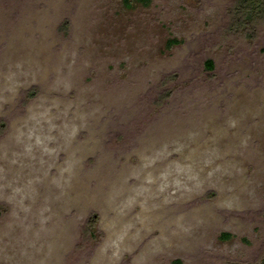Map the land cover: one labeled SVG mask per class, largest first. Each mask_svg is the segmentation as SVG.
<instances>
[{
    "label": "rangeland",
    "instance_id": "1",
    "mask_svg": "<svg viewBox=\"0 0 264 264\" xmlns=\"http://www.w3.org/2000/svg\"><path fill=\"white\" fill-rule=\"evenodd\" d=\"M245 1L0 0V264H263Z\"/></svg>",
    "mask_w": 264,
    "mask_h": 264
},
{
    "label": "trees",
    "instance_id": "2",
    "mask_svg": "<svg viewBox=\"0 0 264 264\" xmlns=\"http://www.w3.org/2000/svg\"><path fill=\"white\" fill-rule=\"evenodd\" d=\"M123 1H124V3L126 5H130L131 3H134V2H136V3H142V4H148L150 0H123ZM240 5L241 6L238 8V11L237 12L240 13L241 12V8L244 5L245 6L247 5L246 8L248 9V11L245 12L244 18H242L241 16L238 17L237 14H239V13L234 12L233 11L234 9H233L232 12H231V21H230L231 28H238L239 27V28H242L243 29V24H245L243 22L244 21L251 20L252 17H255L256 15H258V13H259L258 12V10H259L258 9V6H260V5L263 6L264 5V0H247V1H245V4H243V6H242V4H240ZM251 9L254 12V14L253 13H250L249 10H251ZM242 12H243V10H242ZM175 42H177V40L176 39H173V40H170L169 41V44H172V43H175ZM213 66H214V64H213V61L211 59L206 60V67L207 68L212 69ZM0 214H1V210H0ZM94 221H95V218L92 217L90 219V222L93 224ZM225 236H227V234H225ZM262 263L264 264V256L262 258ZM245 264H247V263H245Z\"/></svg>",
    "mask_w": 264,
    "mask_h": 264
}]
</instances>
